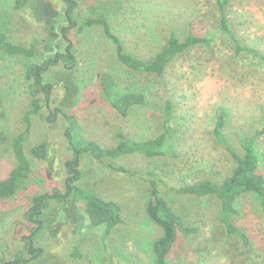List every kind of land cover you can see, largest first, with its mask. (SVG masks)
I'll return each mask as SVG.
<instances>
[{
    "label": "rangeland",
    "instance_id": "1",
    "mask_svg": "<svg viewBox=\"0 0 264 264\" xmlns=\"http://www.w3.org/2000/svg\"><path fill=\"white\" fill-rule=\"evenodd\" d=\"M44 1L57 13L64 12L66 8L62 0ZM74 1V21L97 14L107 15L111 33L124 44L127 52L138 58L151 57L164 44L169 29L183 32L188 23H192L195 32L212 39V44L189 50L170 65L162 77H157L121 67L115 58L114 45L101 27L79 30L76 25L69 29L67 41H64L59 30L67 27V23L59 15L57 30L39 33L45 43L49 38L53 39V52L48 56L64 53L70 43L75 60L68 70L70 73L63 63H59L43 74L44 81L52 86L50 111L43 110L39 117L32 119L26 149L45 137L51 138L58 168L56 177L49 178L44 165L32 161L25 189L11 199L0 200V258L5 262H12L18 252H24V259L31 257L27 254L31 225L24 219V213L33 206V198L45 193L63 192L62 163L70 154L64 134L66 124L60 120L61 115L50 120V112L57 106L61 107L62 97L67 95L63 80L68 74L72 78L68 82L76 85L77 92L74 106L65 108L64 113L74 117L82 136L101 144L113 143L118 135L143 140L162 133L164 106L166 101H171L174 135L167 139V145L175 156L157 159L125 156L112 164L127 170L154 172L172 189L203 180L221 181L231 173V158L207 136L213 127L217 107H225L231 113L226 132L232 140L244 128L253 129L262 116L260 110L264 111V62L252 55H234L231 41L220 31L219 11L214 0ZM13 5L14 0H0V24L8 23L9 43L27 47L34 29L23 28L17 21L14 23L11 19ZM227 16L237 35L264 57V0H233L227 6ZM40 47L44 49L43 45ZM29 62L32 61L0 52L1 123L11 136L23 131V115L30 106L29 82L24 79V70ZM103 73L111 74L123 89L142 93L147 106L135 107L126 118H121L100 96L98 78ZM256 153L259 172L264 175V135L256 143ZM13 165L11 150L0 146V179L6 177ZM79 169L82 174L89 175V178L80 180V184H93L124 209L126 225L114 230L106 240L111 252L130 264H152L151 243L160 233L144 216L147 186L136 178L114 176L90 157L81 160ZM238 204L240 214L234 224L248 238L247 246L236 238L225 239L217 231L218 203L215 199L172 201V209L186 220L188 227L199 228V234L193 236L187 245L180 241L169 255V262L264 264V212L253 194L242 196ZM54 207L55 203L50 202V212L43 217L41 215L44 221L39 218L40 222L47 224L33 240L32 246L41 249L43 255L29 264H66L63 252L71 243L81 244L83 252L82 258L71 264H101L104 261L100 259L103 256L104 230L96 229L85 238L69 237L71 225L66 220V213L59 206L51 211ZM75 212L85 216L84 204L76 203ZM64 226L67 229L64 230ZM52 231L60 234L53 236ZM85 231L83 229L81 233L85 234Z\"/></svg>",
    "mask_w": 264,
    "mask_h": 264
},
{
    "label": "trees",
    "instance_id": "2",
    "mask_svg": "<svg viewBox=\"0 0 264 264\" xmlns=\"http://www.w3.org/2000/svg\"><path fill=\"white\" fill-rule=\"evenodd\" d=\"M115 1V0H111ZM233 0H214L219 11L220 31L231 41L235 56L252 55L264 62V57L259 50L246 44L235 32L227 16V6ZM66 5L64 12L57 13L44 0H14L12 20L19 22L23 28L34 29L32 39L27 47L12 45L7 40L8 23L0 24V52L3 55L20 56L29 62L24 70V79L29 82L28 89L31 94L29 109L24 113L22 123L24 129L21 133L11 136L2 128V109L0 107V146H6L11 150L14 165L5 178L0 179V200L11 199L23 191L24 184L30 177L32 161L42 163L45 174L49 178L56 177L58 168L55 148L51 138L45 137L40 143L26 149V140L32 129V119L40 116L41 111H50L52 86L43 79V74L49 68L63 63L65 70L74 65V57L71 54L72 45L68 43L62 54H53V39L48 42L39 36L40 32H54L57 30L59 15L64 17L67 27H61L60 35L67 41L69 29L76 25L79 30L84 28L101 27L103 33L109 38L115 47L117 63L126 70L148 75L162 77L170 65L181 55L197 47H209L212 39L193 30L192 23H188L186 31L179 32L171 28L168 30L164 44L149 58H138L127 52L124 44L111 33V27L105 14H97L83 20L74 21L73 12L76 8L74 0H62ZM43 45L42 49L40 46ZM44 50V51H43ZM47 53V54H46ZM46 54V55H45ZM70 73V71H68ZM70 74L63 82L67 87V95H63L61 107L57 106L51 114L50 120L61 115L60 120L66 124L64 134L67 141L69 158L62 163L64 177L63 192L45 193L33 198V206L24 213V219L30 226V236L27 238V254L29 259H24V252H18L12 262H5L0 258V264H29L42 257L43 251L32 246V242L45 227V223L39 218L50 212V202L55 203L66 213V220L70 223L69 237L85 238L96 229L102 228L104 234L103 256L101 264H130L126 259L111 252L106 244L108 236L117 229L124 227L127 218L122 205L114 198L99 192L93 184L88 182L80 184V180L88 177L82 174L79 166L81 160L90 157L114 176H127L136 178L144 183L147 188L146 206L144 216L157 228L159 236L151 243L154 257L152 264H173L169 262V255L179 242L189 244L199 234V228H190L186 220L177 214L171 207L175 200H205L215 199L218 203L216 228L225 239L236 238L244 245H248V238L237 228L234 221L239 217V200L242 196L253 194L257 205L264 212V175L259 172V158L256 153V143L264 135V111L253 129L244 128L234 140L227 135V124L230 118L229 109L219 106L214 111V124L207 134L209 138L221 147L231 158L233 169L231 173L221 181L203 180L192 184L182 185L179 188H168L154 172L142 169L127 170L114 166L112 162L125 156H142L147 159L174 157L172 149L167 145V139L174 135L171 127L173 118V106L170 100L166 101L163 111L162 133L151 139L132 140L123 135L116 136L111 144H101L98 141L82 136L80 127L72 115L64 113L65 108L74 106V97L77 92L76 85L68 82ZM62 80V79H61ZM100 96L121 117L126 118L135 107L147 106L142 93L123 89L109 73H103L98 78ZM65 87V88H66ZM170 123V127L168 124ZM83 203L85 216L77 215L75 204ZM52 208L51 211L56 210ZM73 207L71 210L70 208ZM44 221V218L41 219ZM47 219L46 221H51ZM49 224V222H48ZM67 229L64 226V230ZM86 229L85 234L81 232ZM53 236H58L59 231H52ZM81 244L71 243L66 252H63L64 262L71 264L80 260L83 256ZM103 258V259H102ZM71 259V260H70ZM99 259V260H100Z\"/></svg>",
    "mask_w": 264,
    "mask_h": 264
}]
</instances>
